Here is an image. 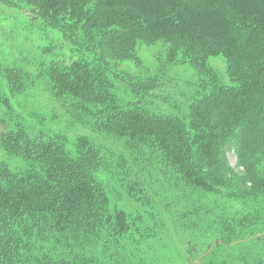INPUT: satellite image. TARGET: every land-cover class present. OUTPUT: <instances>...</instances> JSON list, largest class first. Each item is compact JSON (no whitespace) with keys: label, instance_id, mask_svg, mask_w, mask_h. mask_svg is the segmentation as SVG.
Masks as SVG:
<instances>
[{"label":"trees","instance_id":"obj_1","mask_svg":"<svg viewBox=\"0 0 264 264\" xmlns=\"http://www.w3.org/2000/svg\"><path fill=\"white\" fill-rule=\"evenodd\" d=\"M19 1L78 54L68 65L51 66L49 81L57 96L76 101L96 130L124 138L135 151L157 154L164 173L193 191L227 200L264 197V76L251 75L264 58V0ZM157 42L164 46L159 68L188 64L200 78L187 125L149 110L153 77L117 71L127 60L141 66L137 46ZM218 55L226 61L229 84L208 65ZM8 68L2 71L7 87L20 94L27 76ZM115 79L127 84L134 100L118 98ZM0 145L26 163L20 170L0 163V264H39L22 255L34 231L39 239L59 234L79 245L104 232L109 238L139 234L140 217L111 206L95 178L97 168L109 169L110 163L88 140L79 137L69 150L60 135L33 134L18 122L0 135ZM228 149L236 151L240 171L223 161ZM125 184L132 196L135 189ZM251 224L242 215L221 227L223 238L231 241ZM64 259L56 263L87 264ZM241 260L264 264V257Z\"/></svg>","mask_w":264,"mask_h":264},{"label":"rangeland","instance_id":"obj_2","mask_svg":"<svg viewBox=\"0 0 264 264\" xmlns=\"http://www.w3.org/2000/svg\"><path fill=\"white\" fill-rule=\"evenodd\" d=\"M136 54L141 66L135 67L127 60L120 63L117 71L153 77L157 85L146 97L148 107L157 113L178 116L187 125L188 106L198 96L201 83L196 72L182 63L159 68L158 60L164 56L160 42L139 44ZM77 56L57 30L32 17L24 2L0 0V118L5 120L4 125L0 124V135L19 122L33 134L40 131L46 136L60 135L69 150L79 137L94 144L110 163L109 169L98 167L95 178L106 187L111 206L140 217L139 234L109 238L104 232L79 245L76 238L70 241L59 234L39 239L33 236L34 231L24 243L27 254L22 253L28 262L57 264L73 257L87 264H243L241 259L263 258L264 197L227 200L217 194L193 191L164 173L157 154L135 151L124 138L96 130L91 119L77 109L76 101L68 95L57 96L49 81L51 66L68 65ZM207 62L221 82H231L222 55L209 57ZM5 67L26 74V85L20 94L9 91L2 76ZM251 75L264 76V58L261 68ZM114 84L120 100L135 99L124 81L115 79ZM236 155L235 150L224 152L223 161L232 171L241 170L237 169ZM2 162L11 170L26 165L0 145ZM127 180L135 189L132 196ZM242 215L252 224L245 230H236L231 241L223 238L221 227L233 226Z\"/></svg>","mask_w":264,"mask_h":264}]
</instances>
